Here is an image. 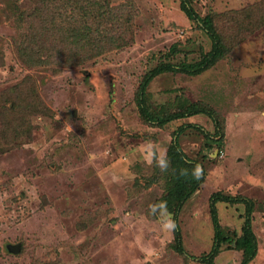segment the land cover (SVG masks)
<instances>
[{
    "label": "rangeland",
    "instance_id": "374dc122",
    "mask_svg": "<svg viewBox=\"0 0 264 264\" xmlns=\"http://www.w3.org/2000/svg\"><path fill=\"white\" fill-rule=\"evenodd\" d=\"M96 1L0 0V264H201L214 241L216 192L255 203L258 252L249 264H264V0H190L212 18L223 54L199 75L157 74L146 104L173 112L198 103L214 119L200 113L163 127L139 114L143 77L167 62H198L209 38L179 0H109L111 19L74 45L69 32L94 26ZM207 135H222L221 148ZM173 138L205 170L178 207L184 256L162 227L166 217L150 212L168 171L153 156ZM216 211L233 242L243 204L218 202ZM228 246L215 262L240 264L241 252Z\"/></svg>",
    "mask_w": 264,
    "mask_h": 264
},
{
    "label": "trees",
    "instance_id": "16d2710c",
    "mask_svg": "<svg viewBox=\"0 0 264 264\" xmlns=\"http://www.w3.org/2000/svg\"><path fill=\"white\" fill-rule=\"evenodd\" d=\"M179 8L184 12L186 17L194 22L198 28L209 38L210 40V50L206 53H202L198 58V62L196 63H187L182 65H173L169 62L164 63L162 65L156 66L153 69L149 70L145 76L143 77L140 86L138 88L136 94V103L139 110L140 116L143 120L149 125H154L158 127H163L166 124H169L172 121H175L180 118H184L187 116L197 115L200 113L208 114L212 119H214L213 112L198 104H189V102L185 103L184 101L178 103L180 106L177 111L170 112L167 110L165 106H162L159 111H151V109L146 104V89L150 81L159 73L163 72H173V73H185L187 75L195 76L200 73L206 71L214 64H216L220 57L223 54V50L225 48L224 43L222 41V36L216 29L213 24V20L210 15L199 16L193 9L190 0H179ZM112 10L109 6V0H97L96 4L93 6V12H91V17L94 19V26L87 27H74L69 32V35L72 36L70 39L74 45H79L81 40H85L87 35L89 36L91 32L96 34L100 32V29L104 27V24L108 19H111ZM99 39V34L97 33ZM96 37V36H95ZM83 38V39H82ZM100 40V39H99ZM175 48L171 49L173 53ZM29 51L25 50L23 56L28 63H31V57L29 56ZM183 127H178L176 131H174V137L177 135L179 131L182 130ZM219 134V133H218ZM222 137V135H221ZM221 137L218 139H210V136L207 135L206 138L213 142L218 148H221L222 145ZM209 146H212L209 144ZM167 159L170 161V166L166 174H163L164 185V194L162 195V201L167 202V211H171L173 213V219L176 222V229L173 232L174 234V243L173 249L179 253L180 255H186L185 250L182 246L180 230L178 228L177 214L178 207L180 206V202L187 199L191 196V194L196 191L199 186L204 182L205 178V170L203 168V174L199 180L194 179L192 176V171L197 165L196 163H189L185 158L183 152L180 151L177 139L173 138L170 146L166 153ZM181 169H187L188 175L181 177L179 172ZM179 197V201L175 199ZM176 201V202H175ZM218 202H229V203H242L244 206V221L242 226L240 227V233H235L233 236V242L231 239L222 235V227L220 225L216 204ZM176 203V207L173 208V204ZM254 202L250 198H246L242 195H223L222 193L216 192L213 193L209 198V215L211 222L213 224L214 229V241L211 249L201 254V256L197 257L196 260L201 264H217L215 262V258L219 253L221 245L225 241H229V249H234L241 252L242 260L240 264H249L255 259L258 252V244L256 240V236L252 230V213L254 210Z\"/></svg>",
    "mask_w": 264,
    "mask_h": 264
},
{
    "label": "clouds",
    "instance_id": "9594fccd",
    "mask_svg": "<svg viewBox=\"0 0 264 264\" xmlns=\"http://www.w3.org/2000/svg\"><path fill=\"white\" fill-rule=\"evenodd\" d=\"M153 159L155 161V164L162 172H166L170 166V161L167 159L166 156V150H164V155L162 156H153ZM192 176L194 179L199 180L203 174V168L201 165L197 164L195 168L192 171ZM179 175L181 177L188 175L187 169H181L179 172ZM157 211L160 212L161 216L166 217V219L163 222V229L168 232H174L177 225L175 220L172 218V214L167 211V202L161 201L158 204H154L150 206V212L152 214H155Z\"/></svg>",
    "mask_w": 264,
    "mask_h": 264
},
{
    "label": "water",
    "instance_id": "95a60500",
    "mask_svg": "<svg viewBox=\"0 0 264 264\" xmlns=\"http://www.w3.org/2000/svg\"><path fill=\"white\" fill-rule=\"evenodd\" d=\"M20 244L8 245V249L11 252L17 253L19 251Z\"/></svg>",
    "mask_w": 264,
    "mask_h": 264
}]
</instances>
